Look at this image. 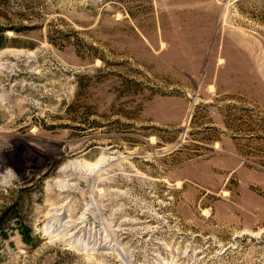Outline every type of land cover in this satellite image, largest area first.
<instances>
[{
    "label": "rangeland",
    "instance_id": "rangeland-1",
    "mask_svg": "<svg viewBox=\"0 0 264 264\" xmlns=\"http://www.w3.org/2000/svg\"><path fill=\"white\" fill-rule=\"evenodd\" d=\"M0 27V264H264V0H0Z\"/></svg>",
    "mask_w": 264,
    "mask_h": 264
},
{
    "label": "trees",
    "instance_id": "trees-1",
    "mask_svg": "<svg viewBox=\"0 0 264 264\" xmlns=\"http://www.w3.org/2000/svg\"><path fill=\"white\" fill-rule=\"evenodd\" d=\"M5 32H6V29H3L0 27V49L4 48V46H6L8 44V42H10V39H7L5 37V35H4ZM18 234L24 243H28L29 240L31 241V235H32L31 231L29 233V232L23 231V229L20 228L18 230Z\"/></svg>",
    "mask_w": 264,
    "mask_h": 264
}]
</instances>
